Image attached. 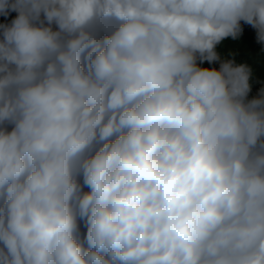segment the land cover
<instances>
[{
    "label": "clouds",
    "instance_id": "obj_1",
    "mask_svg": "<svg viewBox=\"0 0 264 264\" xmlns=\"http://www.w3.org/2000/svg\"><path fill=\"white\" fill-rule=\"evenodd\" d=\"M10 11L0 264H264V88L248 99L251 67L216 51L241 21L264 44V0Z\"/></svg>",
    "mask_w": 264,
    "mask_h": 264
},
{
    "label": "trees",
    "instance_id": "obj_2",
    "mask_svg": "<svg viewBox=\"0 0 264 264\" xmlns=\"http://www.w3.org/2000/svg\"><path fill=\"white\" fill-rule=\"evenodd\" d=\"M16 15L17 13L14 11H10L7 17L0 15V24H10ZM240 24L241 33L239 37L236 39L225 38L217 45L216 51L221 59H231L237 64L243 63L251 67V91L248 99H252L259 93L261 88H264V44L258 41L256 29L244 21H241ZM53 27L55 28V25ZM200 66L219 68V61L212 63L204 61ZM85 233L86 227L81 223V238L84 237Z\"/></svg>",
    "mask_w": 264,
    "mask_h": 264
}]
</instances>
